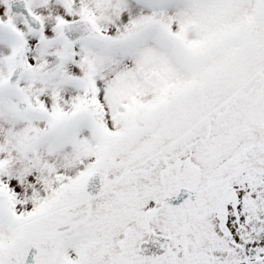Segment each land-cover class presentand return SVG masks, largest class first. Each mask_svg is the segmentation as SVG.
<instances>
[{
	"label": "snow or ice",
	"instance_id": "snow-or-ice-1",
	"mask_svg": "<svg viewBox=\"0 0 264 264\" xmlns=\"http://www.w3.org/2000/svg\"><path fill=\"white\" fill-rule=\"evenodd\" d=\"M0 264H264V0H0Z\"/></svg>",
	"mask_w": 264,
	"mask_h": 264
}]
</instances>
